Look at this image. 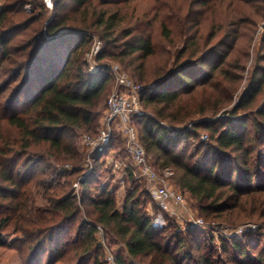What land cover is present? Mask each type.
I'll return each mask as SVG.
<instances>
[{
    "label": "trees",
    "instance_id": "1",
    "mask_svg": "<svg viewBox=\"0 0 264 264\" xmlns=\"http://www.w3.org/2000/svg\"><path fill=\"white\" fill-rule=\"evenodd\" d=\"M128 1L54 0L55 15L45 28L46 34L33 35L18 50L8 39L12 31L19 30L9 28L10 12L14 8L10 3L0 6V67L4 60L9 61L10 82L16 81L23 72L25 76L0 118V230L15 224V232L22 234L21 243L29 250L35 264H42L46 252L56 253L54 260L62 259L65 264H107L98 237L99 227L120 242V249L114 252L116 264H136L135 259L140 256L151 257L150 264H183L187 258L196 264H225L214 256L213 250L204 251L196 260L187 249L189 242L199 248L197 241L205 236L203 228L187 229L186 233L176 229L167 235L170 224L163 227L154 224L147 211L146 196H152L150 189L138 183L133 165L128 167L132 185L127 188L122 202L109 186L99 185L100 195L94 197L91 184H96L100 152L93 155L95 168L89 174H83V166L53 170L52 174L62 176L79 174L83 188L79 198L75 191L60 190V181L56 184L52 181L49 187L54 191L48 197L45 211L34 212L37 217L31 216L29 211L27 182L34 172L50 164L44 156L33 152L32 146L46 143L53 150L51 156L80 163L83 156L73 137L78 130L93 129L98 124L101 112L97 105L109 81V73L90 71L83 57V49L95 33L105 42L99 60L111 57L122 61L130 59L129 64L137 60L144 63L156 53L151 37L135 34L128 28L119 30L125 17L117 6ZM42 2L30 24L43 17L47 7ZM168 23L163 22V33L172 40ZM185 42L176 51L170 67L166 65L155 72L151 80L157 83L141 91L142 106L152 108L153 114L133 117L135 124L138 120L142 123L139 139L147 154L157 156L158 169L174 171L176 186L195 199L203 216L232 225L240 222L264 225V153L258 149L264 148V103L254 112L258 97L264 92V68L260 75L257 70L252 72L249 87L229 109L240 83L236 81L237 87L222 89L224 83L217 81L218 77L222 81H233L228 70L231 64L226 62L229 53L224 56L217 50L200 53L197 41ZM15 54L20 56L19 60L12 57ZM218 57H222L220 62L213 60L205 67L208 60ZM233 67L244 69L241 63ZM140 69L139 79L149 83L145 65ZM22 92L27 100L26 108L10 112ZM195 95H201V101L194 112L188 99ZM195 113L204 119L192 123L190 128L174 130L169 126L192 121ZM3 121L17 128V138L6 141ZM199 129L207 131L208 140L197 141L189 153L187 147L195 142L193 138L199 134ZM186 142L188 144L180 149ZM109 146L112 142L106 150ZM21 171L25 172L24 177H20ZM236 174L237 180L234 179ZM86 199L90 209L83 211ZM82 213L86 215L78 224L75 236L63 241L71 232L67 226ZM263 237L261 228L233 239L221 236V248L237 253L236 264H264V252L252 256L248 249L249 245L257 248ZM6 244L0 231V246ZM172 245L175 252L170 249ZM48 264H54L53 260Z\"/></svg>",
    "mask_w": 264,
    "mask_h": 264
},
{
    "label": "rangeland",
    "instance_id": "2",
    "mask_svg": "<svg viewBox=\"0 0 264 264\" xmlns=\"http://www.w3.org/2000/svg\"><path fill=\"white\" fill-rule=\"evenodd\" d=\"M3 3H10L11 7L14 8L10 12V20L12 24H9V28L19 30L15 32L11 30L12 33L9 34L8 39H10L9 44L13 45L17 50L22 48L33 35H45V28L48 25V22L50 23L54 19L55 11L45 8L43 10V17L30 24V21L37 16V13H39L40 9L38 7L39 4L43 3L42 0H0V6ZM98 7L103 9H114L111 6ZM117 7L125 17V21L122 23L119 30L122 31L123 29L126 30L128 28L132 29L135 34H144L147 37H151L156 48V53L144 63L142 60H137L134 64H129L130 59L122 61L111 57L99 60L98 55L105 47V42L100 38L97 32L92 41L84 47L83 57L88 61V69L93 72L107 71L109 73V81L107 82L102 98L97 105V109L101 112V115L98 117V124L96 127L93 129L84 128L78 130L73 137L77 147L81 151L83 162L62 161L51 156L53 150H50L46 143L32 146L31 149L33 152L44 156L50 163L49 165H44V170L40 169L37 172H34V176L27 182L29 192V211L32 212L33 215L31 216L33 217L37 215L35 214L36 212H43L48 206V197L52 195L54 191V189L49 187L52 181H54V184L60 181V190L75 191L78 198L82 195L83 188L78 179V173L65 176L52 173L53 170L55 171V168L60 170H71L76 166H83L85 168L84 175L94 171L95 166L93 155H95V151L84 143L83 136L85 134H93L97 136L103 127V118L107 111L108 98L115 89H118L114 67H119L121 72L128 75L132 80L141 83L143 87L148 85L153 86L157 83V81L155 82L151 80L152 77H154L155 72L161 70L163 66L167 65L170 67V63L173 61L177 53L176 51L187 43L185 41H197V44L199 43L198 47L200 53L207 54L210 51L216 52V50L221 52V54H223L222 56L229 53L226 62L231 64V66L228 67V70L231 73L230 76L233 81H222L219 77L217 79L218 83H224L222 89L228 86L234 88L236 86V81H239L240 83V85L238 84V87L236 86L237 90L235 92V99L229 106V109L233 108L237 98H239L249 87V79L251 78L252 72L257 70V74L260 75L262 73L261 70L264 68V0H130L126 3L119 4ZM60 12H58L57 15H59ZM164 21L169 22L168 25L172 31V40L167 39L164 36L162 27ZM96 47H98V51L95 53L94 49ZM193 48H195V46ZM109 49L116 51V48ZM12 57L18 60L20 59L18 54L13 55ZM183 59H181V61ZM221 59L222 57L208 60V64L205 67L209 66L213 60L220 62ZM238 63L243 65V70L233 67V65H237ZM142 65H145L147 79L151 80L149 83H145L139 79L141 75L140 68ZM11 69L9 61L4 60L0 67V118L3 116L2 113L4 110H6V104L9 102L16 88L25 77L23 72L16 81L10 82L11 74L9 72H11ZM200 101L201 95H195L193 98L191 97L188 99V103L190 107L193 108L194 112ZM26 102L27 100H25L24 93L22 92L18 99L13 103L10 112L23 111L26 108ZM263 103L264 92L259 95L254 112L257 111L259 106L263 105ZM142 110L145 114H153L152 108L147 107L145 104H143ZM193 115L192 121L189 120L182 124H171L172 126H169L174 130H182L190 128L192 123L204 119L199 113ZM219 115H221V113ZM2 123L6 141H8V139L9 141H12L14 138L18 137L19 132L17 128L9 125L6 121H3ZM136 127L139 136L142 132V123L140 120L137 121ZM113 128L112 146H109L110 148L104 150L103 153H99L101 158L99 160L98 169L97 171L95 170L97 179L96 184H91L92 194L94 197H98L101 191L99 185L109 186L110 189L115 192L119 202H122L127 188L132 185L129 180L128 167L131 165L134 166L135 161L131 156V153L127 150V140L119 130V125L114 124ZM198 133L199 134L193 138L195 142L187 147L189 153L194 149L197 141L208 140V134L205 129H199ZM185 144L187 145L188 142L180 146V149L184 147ZM141 145L143 146L142 143ZM261 147L258 149L262 150V153H264V148ZM156 157L157 156L153 153H148V164L156 170L169 187H173L183 193L184 203L182 205L172 204V211H166L158 206L152 196H146L148 201L147 211L152 216L154 224L158 227L170 224L171 227L167 228L166 231V234L168 235L176 229L186 233L187 229L197 228L198 226L192 224V219H202L205 222L206 227H201L204 229L205 236H202V238L197 241L200 244L199 248H196L191 242L186 246L187 249L192 251L194 259H199L204 251L213 250L214 256L219 257L225 264H236L234 260L235 256H238L237 253L232 250L229 252L222 250L220 237L223 236L227 239L236 238L226 236V231L232 232L231 230L249 222H237L238 224L234 223V225H232L228 221L206 218L203 216L198 209L195 199L191 198L188 193H184L178 186H176L177 183L173 178L175 177L174 171L172 169H158ZM253 157L256 159V152L253 154ZM134 169L135 178L138 179V183L146 190L151 189V184L140 174L138 167L134 166ZM24 173V171H21L20 177H24ZM237 177L238 175L236 174L234 179L237 180ZM82 207L83 211L90 207L87 199L82 204ZM85 215V213L80 214L71 226H67V230H71V232L63 238V241L72 239L75 236L77 226ZM14 226L15 224H11L10 226L3 228V230H0L7 241L6 245L0 246V264H35V260H31V253L28 249L24 248L25 246L21 243L22 234L15 232ZM211 227L217 229L222 227L228 228L217 231ZM210 236L213 237V239H210ZM117 241L116 237L110 233L105 234L106 245L113 252L120 249V242ZM173 241L175 240L173 239ZM170 249L175 252L173 245ZM248 249L252 256L263 253L264 237L261 239L260 245L257 248L249 245ZM55 258L56 253L52 255L50 252H46L42 256V264H48V261L50 260H53L54 264H65V261H62V259L56 261L54 260ZM150 259L151 257L140 256L135 259V263L150 264ZM187 262H190L189 264H196L192 259L188 261V258L183 264H186ZM250 264H253V262H250Z\"/></svg>",
    "mask_w": 264,
    "mask_h": 264
},
{
    "label": "built area",
    "instance_id": "3",
    "mask_svg": "<svg viewBox=\"0 0 264 264\" xmlns=\"http://www.w3.org/2000/svg\"><path fill=\"white\" fill-rule=\"evenodd\" d=\"M46 7L53 9L54 0H43ZM98 47L94 49L96 53ZM118 89H115L108 98V107L106 114L103 118V127L99 131L98 135L85 134L83 136L84 143L89 146L93 151L102 152L107 149V146L113 140V126L119 125V130L123 133L127 140V150L131 153L135 161V165L139 169V172L144 176L151 184V195L157 202L159 207L166 211H172V204H183V193L173 187H169L163 179L159 176L155 169L148 164L147 152L144 146L141 145L138 136V130L133 120L135 115L144 114L142 110V97L141 91L143 86L140 83L132 80L128 75L121 72L119 67H114ZM170 171V170H169ZM168 171V172H169ZM174 213V212H173ZM176 213V212H175ZM192 224L198 227H206L205 222L202 219H192ZM214 230H225L224 228H213ZM264 233V225L259 223H246L241 225L232 232L226 231L228 237H238L245 232L255 231L260 229ZM99 239L101 244L105 248V258L107 264H116L115 254L105 242L104 230L99 227Z\"/></svg>",
    "mask_w": 264,
    "mask_h": 264
}]
</instances>
